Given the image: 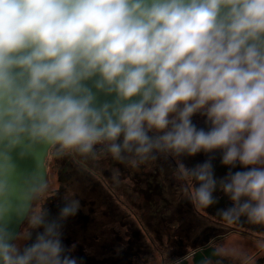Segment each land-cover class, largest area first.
<instances>
[{
    "label": "clouds",
    "instance_id": "1",
    "mask_svg": "<svg viewBox=\"0 0 264 264\" xmlns=\"http://www.w3.org/2000/svg\"><path fill=\"white\" fill-rule=\"evenodd\" d=\"M70 154L180 158L195 206L219 192L228 225H264V0H0V264H81L63 239L80 201L44 203ZM229 256L252 264L223 246L196 264Z\"/></svg>",
    "mask_w": 264,
    "mask_h": 264
},
{
    "label": "rangeland",
    "instance_id": "2",
    "mask_svg": "<svg viewBox=\"0 0 264 264\" xmlns=\"http://www.w3.org/2000/svg\"><path fill=\"white\" fill-rule=\"evenodd\" d=\"M179 162L180 158L158 155L155 160L140 164V168L119 163L110 156L82 163L86 167L81 171L84 200L74 218L82 232L72 242L67 239L69 228L63 235L65 245L72 248L81 264H158L145 236L149 232L156 242L163 243L175 232L167 224L170 220L179 228H189L183 236L187 244L210 232L207 220L197 213L209 208L195 206L185 195L187 185L176 173ZM183 162L189 165L192 161L183 158ZM224 170L219 175L223 176L227 169ZM46 171L53 189L67 178L64 168H55L54 159H49ZM117 172V179H113ZM133 181L136 184L132 185ZM153 185L161 191H154ZM163 207L167 210L163 211ZM176 252L177 249L171 254ZM168 254L166 250L165 256Z\"/></svg>",
    "mask_w": 264,
    "mask_h": 264
},
{
    "label": "flooded vegetation",
    "instance_id": "3",
    "mask_svg": "<svg viewBox=\"0 0 264 264\" xmlns=\"http://www.w3.org/2000/svg\"><path fill=\"white\" fill-rule=\"evenodd\" d=\"M194 122L198 126H202L200 118H195ZM206 157L203 154L192 157L195 164L202 162ZM216 175L220 177V172H225L224 168L220 167V162L217 159L214 161ZM222 166V165H221ZM223 167V166H222ZM219 203L209 207V210L203 212L197 210L200 217L207 220L210 225V232L204 238H197L196 242L187 244L183 236L173 235L172 240L162 245L163 251L170 252L165 258L167 264H196L201 258V255H206L212 247L223 246L225 249H236L246 253L252 258V264H264V225H253L249 223L228 225L217 215V209L226 207L230 204L227 197L222 193H217ZM177 249L174 255L171 251ZM171 262V263H170ZM224 264H239L237 260L229 256L225 258Z\"/></svg>",
    "mask_w": 264,
    "mask_h": 264
},
{
    "label": "trees",
    "instance_id": "4",
    "mask_svg": "<svg viewBox=\"0 0 264 264\" xmlns=\"http://www.w3.org/2000/svg\"><path fill=\"white\" fill-rule=\"evenodd\" d=\"M160 155H164V154H160ZM85 160H87V159H84V158H82L78 155H75V154H70V155H66V156L59 158V159H54L55 168H58V167L64 168L67 172V178L65 180L61 179V183L55 189H53V193L44 202L46 204V206L50 208V210L52 211L53 214L57 210V205L62 202V200L65 196L78 199L80 201V204L83 202V200H84L83 193H84L85 187H84V183L82 181L81 171H82V169L86 168L83 165V164H85ZM190 160L192 162L188 166L194 165L195 161L193 159H190ZM140 167H141V165L137 166L136 168H140ZM219 168H224V167H222L220 165ZM134 184H136L135 181H133L132 185H134ZM153 189H154V191H161L160 187L157 185L156 186L153 185ZM162 209H163V211L167 210L166 207H163ZM157 214H159V213L157 212ZM74 218H76V215L74 217H70L66 221L67 224L65 223L64 228H63V232H64L65 236H66L67 229L69 228L67 239H68V241H71V242L73 240L77 239L79 233L82 232V226L80 228L77 224L76 219H74ZM163 224H165V223H163ZM167 224H169L170 229L171 228L175 229V232H174L175 235L185 234L189 230V228L187 226H185L183 228H179L177 225H175L174 221H171V220ZM164 229H168V228L165 227ZM174 234L171 233L172 236ZM145 237L148 240V242L150 243V245L152 246L154 254L158 258V264H167L166 260H165V258H166L165 252L163 251L162 245L163 244L166 245V243L168 241L172 240L173 238L169 237L168 239H165L163 243H158L154 240V237L152 235H150L149 232L146 233Z\"/></svg>",
    "mask_w": 264,
    "mask_h": 264
}]
</instances>
